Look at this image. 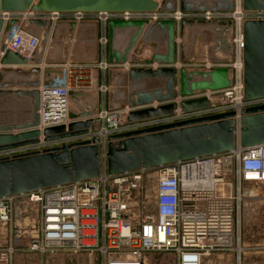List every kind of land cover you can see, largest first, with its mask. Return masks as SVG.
<instances>
[{
    "label": "built area",
    "instance_id": "2783aa9c",
    "mask_svg": "<svg viewBox=\"0 0 264 264\" xmlns=\"http://www.w3.org/2000/svg\"><path fill=\"white\" fill-rule=\"evenodd\" d=\"M231 1L233 10L230 12H182L177 8L174 12L27 11L3 14L4 20L17 18L19 24L2 38V44L25 58L33 54L38 43L36 37L21 28V23L27 18H46L52 24L93 19L102 27L101 46L107 42L105 31L109 20L154 23L171 19L176 29L182 20H230L229 43L233 58L225 65L232 75L230 87L192 96L207 98L210 106L206 110L184 112L180 108L183 98L177 93L171 101L174 113L167 118L130 122L132 125L124 128L116 111L94 115L96 127L99 123L102 126L98 130L95 127L79 139L93 136L99 139L98 177L0 197V264H15L14 260L21 257L13 259L17 254L36 257L38 264H79V259L86 260L85 264H147L146 257L151 253H166L173 259V264H244L246 242L241 222L246 196L243 188L245 185H264V144L114 175L107 173L105 159L106 137L110 134L154 125L156 121L186 119L221 111L238 114L245 107L264 104V99L243 100L241 61L242 23L245 20H264V11H244L242 0ZM178 40L177 36V45ZM131 63L129 59L124 64H110L105 60H71L58 64L61 79L57 76L53 85L38 88L39 131L69 123L68 93L87 91L93 81L94 68L102 72L138 68ZM141 66L152 69L167 67L157 63ZM185 66L178 58L171 65L176 72ZM214 67L218 65L210 62L193 65V69L201 71ZM102 90L105 91V87ZM215 93L221 94L220 103L212 102ZM59 144L56 141L49 145L41 143L2 150L0 158ZM207 168L212 172L210 178L216 190H208L198 182L199 172ZM19 214L27 215L31 222L27 232H23V228L16 231L15 222ZM16 232L18 236L21 232V236L18 237Z\"/></svg>",
    "mask_w": 264,
    "mask_h": 264
},
{
    "label": "water",
    "instance_id": "95a60500",
    "mask_svg": "<svg viewBox=\"0 0 264 264\" xmlns=\"http://www.w3.org/2000/svg\"><path fill=\"white\" fill-rule=\"evenodd\" d=\"M241 6L244 11H264V0H242ZM177 8L182 12H230L233 3L231 0H201L199 3L193 0H0V151L60 142L59 145L0 158V197L94 179L99 175L101 157L96 136L79 139L93 131L97 124L93 109L80 101L86 96L82 91L68 93V99L79 106L80 111L76 113L69 110V123L66 126L48 127L42 131L38 129V88L54 84L50 80L52 72L61 79L60 69L42 71L41 66L44 60L56 64L65 62L69 48L65 44L57 45V59L51 57L59 42V35L76 33L77 37L79 29L88 22L52 24L46 18H27L21 23V28L36 37L38 43L33 54L25 58L2 44V38L19 24L17 18L4 20L3 14L27 11L174 12ZM231 26L230 20H182L176 34L175 22L171 19L153 24L143 20L107 21L108 63L128 62L129 52L141 39L142 44L153 51L151 59L141 63L167 66L156 69L130 68L121 72L108 69L110 83L114 77H118L116 85L121 95L117 102L118 108L131 110L129 116L135 120L130 122L167 118L174 113L171 101L178 93L183 98L180 108L184 112L208 109L210 103L207 98L192 96L223 90L232 84V75L225 66L233 58L229 43ZM159 30L163 31V35L158 42L145 40L144 35ZM186 30L188 33L185 37ZM191 30L211 33L214 45L210 47L208 60L218 67L208 71L181 68L178 72L171 67L175 62L176 49L181 64L194 63L193 58L186 56L192 43ZM116 32H128V41L121 53L112 47ZM176 35L182 40L178 45L175 43ZM242 40V97L245 102H253L264 99V20L243 21ZM217 52L222 53L224 58L215 57ZM7 75H13L16 79L6 80ZM31 75L34 79L27 80ZM40 75L44 78L42 82L39 80ZM155 81L159 84L151 85ZM13 113L20 116L14 121H6ZM156 123L106 137L105 159L109 175L181 163L236 148L247 149L264 144V104L245 107L238 114L235 111H221Z\"/></svg>",
    "mask_w": 264,
    "mask_h": 264
},
{
    "label": "rangeland",
    "instance_id": "374dc122",
    "mask_svg": "<svg viewBox=\"0 0 264 264\" xmlns=\"http://www.w3.org/2000/svg\"><path fill=\"white\" fill-rule=\"evenodd\" d=\"M83 22H88L87 24L96 23L97 25L96 41H97V45H98L100 52H102L104 48L108 45L106 42L104 46H101V43L99 41L101 40V36L99 35L98 32L100 30L101 32L103 31L100 25L98 24V22L94 21L93 19L83 21ZM87 27H92V26H87ZM75 34H72L69 36L63 35V34L59 35V42H57L55 48L56 49L58 48L57 45L65 44L69 46L71 50L73 49V53L71 54V56H73L72 57L73 60H76L77 62H91V59H95V56L87 55V53H85L84 51H87L88 47L89 49H91L92 43L88 42L87 44H84L82 41L78 43V41L75 39L76 38ZM90 38L92 37H88L87 40L88 41L91 40ZM82 40H84V38H82ZM75 41H77L78 44H76ZM81 46H82V49L79 50ZM139 46L145 47L142 44L141 39H139L136 42V44L134 45L130 53L132 52L133 55L134 54L137 55L138 53L141 54L142 52H144L143 50H141V48L138 49ZM76 47H78V49H76ZM56 51H58V49ZM143 56L146 57L147 55H143ZM131 64H134L137 66L143 65L141 62H132ZM96 71L98 70L94 68V72H93L94 76L92 77L93 80L96 79ZM154 84H156L154 86H157L159 83L155 81ZM92 86L93 85L91 84L90 88H88L87 91H89ZM106 88L107 89H105V91L103 90L99 91V87H97L96 102H95L97 111L94 113V115H99L102 112H107V113L113 112L114 113L116 111V115H117L120 125L124 128L131 126L132 124L130 123L128 119V116L131 110L128 108L119 109L117 102L115 101L116 99H120V96H121L120 92H118L119 87L115 84L114 86H111V88H109L108 86H106ZM112 97H114L113 101L111 100ZM212 100H213L212 101L213 103H218V102L220 103V101L222 100L221 94L215 93L213 95ZM110 101L111 103H109ZM100 107L102 108L100 109ZM69 109L76 113L80 111L79 106H77L71 100H69ZM17 116H20V115H15L14 113L10 114L7 117L6 121H14L16 120V118H18ZM101 126H102L101 123H99L95 129L98 130L99 127ZM149 173H153V172H148V174ZM243 191H244L243 194L246 196L245 200H243L244 205H243V210H242L243 212H242V222H241V225L244 229V235H245L244 240L246 242L245 244L246 249L244 250L245 252L244 264H264V185H245L243 188ZM16 231L19 232L18 228H16ZM17 232H16V235H17ZM20 233H18L19 234V236L17 235L18 237L21 236ZM24 243L25 242L23 241L22 244ZM18 256L24 257L25 258L24 264L27 263V258H28L27 255L17 254L15 255L13 259H16V257ZM146 260H147V264H173V259L170 257V255L166 253H151L147 255ZM28 261L30 262V264H38L36 257H33V256H30V258H28ZM85 262L86 260L79 259V264H85ZM3 264H6V263H3Z\"/></svg>",
    "mask_w": 264,
    "mask_h": 264
},
{
    "label": "crops",
    "instance_id": "0c3cea01",
    "mask_svg": "<svg viewBox=\"0 0 264 264\" xmlns=\"http://www.w3.org/2000/svg\"><path fill=\"white\" fill-rule=\"evenodd\" d=\"M99 24V23H98ZM100 25V24H99ZM87 26H92V27H87ZM101 27V26H100ZM97 25H93V24H86L84 25L81 29H79L78 33H77V37L75 38L78 43H80L81 41L84 43V44H87L88 42L89 43H92L91 44V49H89L88 47V50L87 51H84L85 53H87V55H92V56H95V59H91V62H96V61H106L107 62V57H108V46H106L104 48V50L102 52H100L99 48H98V45H97V41H96V35H97ZM102 29V27H101ZM64 30V29H63ZM175 31H176V34L178 33V29L175 28ZM192 32V37H191V40H192V43L189 47V50L186 52V56L188 58H193L194 59V63H187L185 64V69L186 70H192L193 69V65L194 64H203V63H207L209 62L208 58L210 57V47H212L214 45V42L211 41V33L209 31H206V30H191ZM100 36L103 35V32H101V30L98 32ZM188 33V30L185 31V37ZM128 32L126 33H118L116 32L115 35H114V38H113V49L119 53L123 52V50L125 49L126 47V44H127V41H128ZM76 35V34H75ZM92 35V36H90ZM117 35H120L117 39V43L115 42L116 40V36ZM69 36V35H67ZM88 37H92L90 38L91 40H87ZM105 37L107 38V30L105 31ZM177 37V35L175 36V38ZM82 38H84V40H82ZM199 38H201L202 40L199 41ZM77 41H75L76 44ZM184 41V40H183ZM75 44V45H76ZM77 46V45H76ZM69 47V46H68ZM79 47V46H78ZM78 47H76V49H78ZM143 50L144 52H142L141 54H132V52L130 53V55H128L129 59L132 60V62H142L141 60H150L152 55H153V51L149 48V47H138V49ZM82 49V46L80 47L79 50ZM73 53V49L71 50V48L69 47L68 48V56H67V59L66 61H71L73 60V56H71V54ZM100 53V55H99ZM59 54V50L56 51V50H53L52 53H51V57L52 59H57V56ZM32 55V54H31ZM143 55H147L146 57H144ZM220 55H222L221 53L217 52L215 54V57H219ZM221 57V56H220ZM219 57V58H220ZM175 58H179V53H176L175 55ZM95 60V61H94ZM73 61H76V60H73ZM30 67L27 66V68ZM138 67H142V66H138ZM114 68V67H112ZM41 69L42 71L45 70V69H48V70H57L58 69V64L56 63H47L45 60H44V63L43 65L41 66ZM195 69V68H194ZM98 71H96V79L92 81V87L89 91H83L85 94H88L85 98H81L80 101L81 103L84 105V106H87V107H91V109H93L92 111L95 113L97 110H96V105H95V102H96V92H97V87H99V91H101L103 89V87L106 88V86H108L109 88H111V86H114L116 83H117V79L118 77H114L113 80L111 81L110 83V80H109V75H108V70L106 72H102L100 71L99 69H96ZM115 71H122L120 68L118 69H114ZM6 80H9L7 78V76L5 77ZM34 79V76H29L27 78V80L31 81ZM39 80L44 81V78L40 75L39 76ZM50 80L51 81H57V75L52 72L50 74ZM177 81V79H176ZM158 82V81H157ZM151 85H156L154 84V82H152ZM101 93V92H100ZM103 93V92H102ZM93 98V100H92ZM114 97H112V101H113ZM116 102L119 101V99H116L115 100ZM111 103V101L109 102ZM102 107H100L101 109ZM6 118V117H5ZM7 119V118H6ZM5 119V120H6ZM19 219L16 220L15 222V226L17 228H23V232H27V229L31 226V222L28 218L27 215H24V214H19L18 217ZM28 260V258H27ZM25 263V258L24 257H18L17 260L15 261V264H23ZM28 263V261H27ZM26 263V264H27Z\"/></svg>",
    "mask_w": 264,
    "mask_h": 264
},
{
    "label": "bare ground",
    "instance_id": "6f19581e",
    "mask_svg": "<svg viewBox=\"0 0 264 264\" xmlns=\"http://www.w3.org/2000/svg\"><path fill=\"white\" fill-rule=\"evenodd\" d=\"M195 3H199L201 0H193ZM149 24H153V23H149ZM148 26H150V25H148ZM144 35V34H143ZM161 35H163V31H154V32H149L148 34H146V35H144V37H145V40H147V41H159L160 40V38H161ZM120 35H117L116 36V40H115V42L117 43V39H118V37H119ZM142 39H143V37H142ZM178 42L179 43H182V40L181 39H179L178 40ZM57 50V49H56ZM222 54V53H221ZM221 56V57H220ZM219 57L222 59V58H224V56H223V54L222 55H220ZM218 57V58H219ZM7 78L9 79V80H15L16 78L13 76V75H7ZM118 80V79H117ZM88 94H86V97H88L87 96ZM85 98V97H84ZM163 117V116H162ZM164 117H166V116H164ZM128 119H129V121H133V120H135V119H133V117H130V116H128ZM154 119H157V118H148L147 120H154ZM212 175V172H211V170H210V168H207V169H203V170H201L200 172H199V177H197V179H198V182L200 183V184H202V185H204L205 186V188H207L208 190H211V189H213V190H216L217 189V187H214V185H213V183H212V181H211V178H210V176ZM204 176H206V178H204Z\"/></svg>",
    "mask_w": 264,
    "mask_h": 264
}]
</instances>
